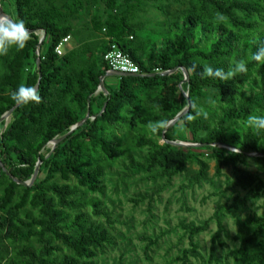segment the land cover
Segmentation results:
<instances>
[{
    "label": "trees",
    "instance_id": "trees-1",
    "mask_svg": "<svg viewBox=\"0 0 264 264\" xmlns=\"http://www.w3.org/2000/svg\"><path fill=\"white\" fill-rule=\"evenodd\" d=\"M173 4L178 6L171 10ZM0 6L7 17L23 20L31 35L23 50L0 58V119L12 112L8 123L0 122L5 169L0 166V264H96L99 252L116 245L115 228L101 202L85 195L104 194L106 167L117 159L130 177L162 180L154 196L180 175L187 187L213 182L207 160L214 162V178L232 168L230 183L245 195L222 202L227 189L217 187L220 199L209 220L180 223L189 248L174 259L179 264L198 259L195 238L215 222L207 264L218 263L226 216L264 197V134L246 126L249 114L264 109V64L251 59L264 48V0H0ZM149 6L162 19L147 32L145 23L132 19ZM67 37L73 45L66 43L59 56L55 48ZM111 45L129 56L139 74L107 76L102 92L100 79L109 70L104 55ZM240 60L248 71L228 80L202 75L206 65L227 72ZM21 83L38 85L39 103L21 106L12 100ZM184 110L166 132L141 133L150 122L170 123ZM124 129L135 135L131 147L138 158L117 136ZM177 141L194 146L174 145ZM38 162L33 184H18L31 181ZM250 165L259 173L240 168ZM236 226L239 246L224 259L264 264V214L237 219ZM139 239L147 241L145 256L158 242ZM61 251L66 253L59 256Z\"/></svg>",
    "mask_w": 264,
    "mask_h": 264
},
{
    "label": "rangeland",
    "instance_id": "rangeland-1",
    "mask_svg": "<svg viewBox=\"0 0 264 264\" xmlns=\"http://www.w3.org/2000/svg\"><path fill=\"white\" fill-rule=\"evenodd\" d=\"M173 4L171 10L177 7ZM159 12L155 7L141 8L133 16V23L142 22L146 24V31L154 29L156 22L161 20ZM255 20V18H251ZM71 40L68 46H72ZM45 47L43 48V50ZM65 52V51H64ZM112 82L107 78L106 83ZM5 121H10V117ZM1 132V130H0ZM141 133L150 134L147 128L142 129ZM117 136L122 139V145L126 150H131V154L139 157L134 147H131L132 136L124 129L119 131ZM161 143L163 141L161 140ZM184 147L192 145L185 142H175L174 145ZM52 144L47 146V150L52 149ZM145 151L139 152L143 155ZM208 174L213 182H205L198 186H188L183 175L173 179L172 185L164 192L154 196L153 191L156 186L162 184L160 181L141 180L142 175L130 177L126 170V164L122 159L111 162L106 167V177L104 183V194H86L85 198H96L101 202L102 207L110 212L114 223L115 231L113 236L116 245L99 252L93 260L96 264H179L174 259L181 255V252L189 248V242L184 236L183 229L180 227L182 221L200 225L209 220L216 209L217 201L220 197L216 194L217 187L221 191L227 189L226 198L222 202H231L236 194L245 195V191L231 185L232 168L225 167L222 170L223 176L214 178V162L209 161ZM194 170L198 169L193 165ZM252 173H259L257 167L250 165L241 167ZM61 184L64 182H60ZM76 183L72 180L69 185ZM84 194V189H80L79 195ZM86 211H90L86 209ZM264 214V197L259 196L251 200L245 208L236 215H227L224 220L226 234L222 237L225 244L224 248L217 247L216 255L218 263L215 264H241L232 259L225 260V253L236 249L239 242L235 240L237 234L236 220H247L251 215L262 216ZM97 220H102L96 218ZM216 231L215 222L209 225L206 232L195 238L199 246V258H190V264H207L210 255L211 237ZM155 239L158 242L151 247L147 256L144 255L143 248L147 244L146 240ZM61 251L58 255H64Z\"/></svg>",
    "mask_w": 264,
    "mask_h": 264
},
{
    "label": "clouds",
    "instance_id": "clouds-1",
    "mask_svg": "<svg viewBox=\"0 0 264 264\" xmlns=\"http://www.w3.org/2000/svg\"><path fill=\"white\" fill-rule=\"evenodd\" d=\"M30 39L31 35L29 29L26 27L23 20L0 16V58L7 57L12 51L19 52L23 50ZM251 59L259 64H264V48H260ZM247 71L246 62L240 60L227 72L221 68L214 69L206 65L202 75L206 78L223 81L234 77L237 73H245ZM11 98L17 105L21 106L39 103L41 100V96L33 86H28L23 83L18 85L17 88L11 92ZM187 119L192 120L193 116L189 115ZM168 125V119H160L150 122L147 125V130L153 135H158L162 130L166 129ZM246 126L258 136L264 134V109H257L255 113L249 114L246 120ZM258 141L261 144L259 139Z\"/></svg>",
    "mask_w": 264,
    "mask_h": 264
},
{
    "label": "built area",
    "instance_id": "built-area-1",
    "mask_svg": "<svg viewBox=\"0 0 264 264\" xmlns=\"http://www.w3.org/2000/svg\"><path fill=\"white\" fill-rule=\"evenodd\" d=\"M69 40L70 38L67 37L59 43L55 48L57 55H63V46L68 43ZM104 61L108 65V72H121L133 75L139 74V68L137 65L115 45H111L110 50L104 55Z\"/></svg>",
    "mask_w": 264,
    "mask_h": 264
},
{
    "label": "water",
    "instance_id": "water-1",
    "mask_svg": "<svg viewBox=\"0 0 264 264\" xmlns=\"http://www.w3.org/2000/svg\"><path fill=\"white\" fill-rule=\"evenodd\" d=\"M0 16H6L4 15L3 11H2V8L0 6ZM45 38V34L42 35L41 39H40V42H39V47L41 46L43 40ZM37 69L40 70V61L38 60L37 61ZM178 69H176L175 71H177ZM183 71V75H184V82H187V79H188V74L186 73V71ZM107 76H116V77H136L137 75H133V74H128V73H121V72H107L105 74V76L101 77L100 79V85H99V88H98V91H102V92H105L104 90V86H103V81L105 79V77ZM40 79H41V75L39 74V81L38 83L40 82ZM36 90H38V85L35 87ZM187 112V110H184L181 114H179L173 121H171L168 125V127L165 129V132L170 128L172 127L178 120L180 117H182L183 115H185ZM11 113L12 112H9L7 115H4L1 119H0V122L2 121H5L7 118H9L11 116ZM89 117V115L86 116L85 120H87ZM84 120V121H85ZM82 123H79L78 125L74 126L71 131L75 130L78 126H80ZM164 132V133H165ZM63 140V138L61 139H57V140H54L51 142L52 144V150H54L55 146L61 142ZM174 144V143H173ZM180 146H183L182 144H180ZM191 146H194V145H188L187 147H191ZM41 163L38 162L37 165H36V168H35V171H34V174H33V177L31 179V181L29 183H21V182H18V184H22L24 186H31L33 184V182L35 181L37 175H38V171H39V167H40ZM0 166L3 168L2 164L0 163ZM3 170L5 171V169L3 168Z\"/></svg>",
    "mask_w": 264,
    "mask_h": 264
},
{
    "label": "crops",
    "instance_id": "crops-1",
    "mask_svg": "<svg viewBox=\"0 0 264 264\" xmlns=\"http://www.w3.org/2000/svg\"><path fill=\"white\" fill-rule=\"evenodd\" d=\"M68 48H71V46H70V47H68Z\"/></svg>",
    "mask_w": 264,
    "mask_h": 264
}]
</instances>
